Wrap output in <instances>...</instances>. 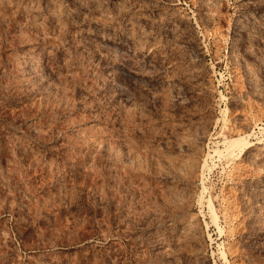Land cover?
I'll list each match as a JSON object with an SVG mask.
<instances>
[{"label":"rangeland","instance_id":"rangeland-1","mask_svg":"<svg viewBox=\"0 0 264 264\" xmlns=\"http://www.w3.org/2000/svg\"><path fill=\"white\" fill-rule=\"evenodd\" d=\"M0 264H264V0H0Z\"/></svg>","mask_w":264,"mask_h":264},{"label":"bare ground","instance_id":"bare-ground-1","mask_svg":"<svg viewBox=\"0 0 264 264\" xmlns=\"http://www.w3.org/2000/svg\"><path fill=\"white\" fill-rule=\"evenodd\" d=\"M132 84H134L136 87L145 88L146 83L142 80H132Z\"/></svg>","mask_w":264,"mask_h":264}]
</instances>
